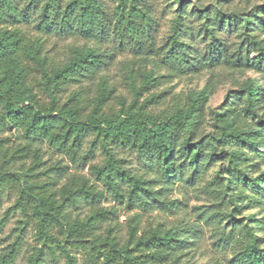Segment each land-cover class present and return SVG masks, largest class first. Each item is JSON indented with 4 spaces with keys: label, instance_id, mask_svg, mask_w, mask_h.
<instances>
[{
    "label": "trees",
    "instance_id": "16d2710c",
    "mask_svg": "<svg viewBox=\"0 0 264 264\" xmlns=\"http://www.w3.org/2000/svg\"><path fill=\"white\" fill-rule=\"evenodd\" d=\"M175 4L170 35L156 47L150 11L140 0H116L112 17L103 0H28L23 7L16 0H0V205L12 184L17 196L5 213L18 210L24 217L19 224L32 223L41 245L27 264H45L44 251L55 256L54 250L63 264H76L72 250L84 253L83 264H188L184 257L195 239L188 234L199 232V225L177 222L168 228L158 224L142 229L136 213L121 236L116 208L101 204L109 197L127 210L170 212L177 205L170 198L177 185L222 203L228 187L216 186L223 177L202 185L218 161L224 163L223 172L232 184L248 187L254 201L264 202V171L255 177L248 173L258 161L264 162V120L258 114L264 112V88L247 84L228 92L225 109L213 113L212 124L205 112L215 90L211 79L210 87L197 95L178 96L172 106L154 110L169 93L158 90L169 79L221 67L253 71L264 79V5L245 13L222 11L229 0L212 5L213 11L201 8L197 18L203 20L208 43L200 54L182 38L185 2ZM34 11L38 14L32 21ZM30 24L38 35L27 32ZM223 31L235 34V49L218 36ZM110 35L119 45L130 42L134 49L151 54L152 63L148 71L129 73L131 101L122 99L117 109L108 106L112 90L99 75L114 60L99 43L109 42ZM47 36L79 37L84 43L55 63L44 51ZM95 80V94L89 97L81 84ZM73 85L79 89L62 100ZM6 133L16 141L3 137ZM44 145L77 168L88 166L94 181L70 173L62 160L47 165ZM122 150L137 157L138 172L125 166ZM96 152L101 163L89 164ZM240 195L244 189L229 196L233 215L225 225L230 223V233L238 229L239 239L227 264H264L261 239L248 224L252 217L247 223L234 219L242 208L235 203ZM83 208H88L83 216L76 213ZM197 218L203 225H218L221 213L203 209ZM257 229L263 231L264 225L258 223ZM215 233L222 241L221 231ZM18 252V244L9 246L0 264H13Z\"/></svg>",
    "mask_w": 264,
    "mask_h": 264
},
{
    "label": "rangeland",
    "instance_id": "374dc122",
    "mask_svg": "<svg viewBox=\"0 0 264 264\" xmlns=\"http://www.w3.org/2000/svg\"><path fill=\"white\" fill-rule=\"evenodd\" d=\"M20 7L26 5L28 0H16ZM65 1V0H62ZM106 13L109 17H112L116 0H103ZM176 1L177 0H140L142 6L150 11L155 31L153 32V42L155 46H162L166 38L170 35L171 25L173 19L176 17ZM186 8V19L183 23V40L188 43L196 52L203 54L205 52L208 38H204L201 18H197L200 14L201 8L216 6L218 2L222 3V0H184ZM255 5H264V0H229L227 6H222V11L226 13L242 12L245 13ZM194 9V14L191 13V9ZM213 11V7H211ZM191 13V14H190ZM37 11L32 12V21L37 16ZM210 17H213L211 14ZM112 22H110L111 24ZM28 33L32 35H38V32L33 28V24L26 27ZM218 36L224 40L230 49H235L238 39L235 34L227 32H217ZM110 35L109 42L100 41L102 48L109 50L114 60L112 64L102 71L99 75L103 77L105 85L112 90V99L108 102V106L113 109L118 108L119 101L125 100L126 104L131 101L130 83L128 81L129 73L131 71H148L152 68L150 62V55L146 54L144 50H136L130 42L119 45L115 39H112ZM84 42L79 38L68 37H56L47 36L44 41V51L47 56L55 63L63 62L69 57L70 49L75 46H81ZM254 54H250V58ZM164 74L162 71L159 72ZM211 75L213 77L211 78ZM211 79V84L214 87L213 95H210L206 104L205 112L207 120L210 124L213 123V113H221L226 106L225 97L228 92L235 90H242L247 84H252L255 87L264 88V79L253 71H230L225 68H219L213 70L211 73L203 71L198 75H186L179 78L169 79L168 82L160 86L158 90L166 89L169 91L165 100H162L154 110H162L172 106L176 102V98L193 97L198 93L208 89V81ZM97 80L93 81L90 85L88 82L81 84L84 91L89 97L95 94V84ZM76 85L70 86L68 90L62 95V100L73 90H78ZM143 97L140 98V101ZM259 116L264 120V112H258ZM253 122L255 120H248ZM210 128H207L209 131ZM14 133L13 131H10ZM15 134V133H14ZM3 137H8L11 143H14L16 139L13 135L8 133ZM46 154L43 158L44 161L50 163L62 160L63 164L68 165L70 173L84 174L88 176L91 181L94 178L88 172V166L85 168H77L71 164L68 159L54 154L50 148L46 145L43 146ZM119 156L125 159V166L130 168L134 172H138L139 162L137 157L128 151H120ZM102 161L101 155L96 152L90 159L89 164H100ZM253 163V162H252ZM257 166H254L248 170L250 177L257 176L260 172L264 171V162L258 161ZM225 165L222 161L216 162L204 177V182H210L217 176L223 177L220 186H216L225 191V201L212 200V197L205 196L199 192H194L191 187H184L177 185L170 196L172 199L177 200L176 207L170 212L154 211L150 213H144L139 210H127L125 207L117 205L109 197L105 202H102L103 207H114L117 210L118 223L120 224L119 232L123 236L126 231L128 219L134 214H138L140 218V228L144 229L148 226L162 225L168 228L177 222H183L185 224H197L199 225V232H189V236L194 237V242L187 251V255L184 257V261L188 264H227L231 259L232 253L236 252L237 240L239 239L238 229H234L230 233V223L226 224V218L233 215V204L229 201V196L236 194L240 189H244V196H239L235 200V203L242 207L238 213H234V219L242 220L243 223H247L246 219L252 217L248 222L253 227L254 233L261 239V247H264V230L258 231V223L264 225V202L258 204L254 201L255 194L248 187H242L236 183L232 184L230 176L223 172ZM220 173V174H219ZM17 192L15 187L7 186L6 192L2 197L0 205V255L6 251V249L13 245L18 244V255L13 264H27V260L34 253L35 248H40V243L35 237V230L32 223L23 226L19 224V221H23V215L17 211H11L6 214L5 211L12 207L16 200ZM258 197V196H257ZM220 204V207L216 205ZM207 210L208 212L219 211L221 213V220L218 225L209 224L203 225L201 219L197 218V213L201 210ZM88 208L78 210L76 213L83 216L87 212ZM249 219V218H248ZM258 222V223H257ZM19 230L18 228H22ZM215 230L221 231L222 241L219 242L218 236H216ZM230 233V234H229ZM227 236H229L227 238ZM45 252V264H63L64 259L59 255V252L54 250L55 256ZM72 254L76 257V264H83L85 260L84 253L80 250H72Z\"/></svg>",
    "mask_w": 264,
    "mask_h": 264
}]
</instances>
